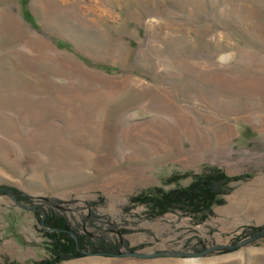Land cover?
Here are the masks:
<instances>
[{
    "label": "rangeland",
    "instance_id": "rangeland-1",
    "mask_svg": "<svg viewBox=\"0 0 264 264\" xmlns=\"http://www.w3.org/2000/svg\"><path fill=\"white\" fill-rule=\"evenodd\" d=\"M211 167L241 178L203 222L130 202ZM0 186V264H264V235L117 256L264 226V0H0Z\"/></svg>",
    "mask_w": 264,
    "mask_h": 264
},
{
    "label": "trees",
    "instance_id": "trees-1",
    "mask_svg": "<svg viewBox=\"0 0 264 264\" xmlns=\"http://www.w3.org/2000/svg\"><path fill=\"white\" fill-rule=\"evenodd\" d=\"M240 178L229 176L217 167L205 168L200 173L193 174L191 181L185 186H176L168 190L163 189L162 186H155L137 194L130 199V202L132 205H143L145 214L149 218L180 211L199 223L213 215L212 206L222 204L223 197L231 192L233 183ZM173 181L174 179L168 178L163 185H168ZM54 231L61 239L59 242L61 254L57 260L73 255V251L80 249L83 244L79 236L76 239L69 237L66 227L58 224ZM52 263L43 260L34 264Z\"/></svg>",
    "mask_w": 264,
    "mask_h": 264
},
{
    "label": "water",
    "instance_id": "water-1",
    "mask_svg": "<svg viewBox=\"0 0 264 264\" xmlns=\"http://www.w3.org/2000/svg\"><path fill=\"white\" fill-rule=\"evenodd\" d=\"M0 191H3L9 196H13L11 190L9 188L0 186ZM14 202L21 208L24 209H33V206H26L22 203H20L17 199H13ZM264 235V226L260 228L257 232L252 234L251 236L241 240L239 243L236 244H217L208 248H205L199 252H184V251H178V250H171V251H156L152 253H142V252H120L117 256L121 257H135V258H141V259H151V258H158V257H187V258H195V257H202L205 256L211 252L220 250V249H227V250H235L239 247H242L250 242L255 241L256 239L260 238Z\"/></svg>",
    "mask_w": 264,
    "mask_h": 264
},
{
    "label": "crops",
    "instance_id": "crops-1",
    "mask_svg": "<svg viewBox=\"0 0 264 264\" xmlns=\"http://www.w3.org/2000/svg\"><path fill=\"white\" fill-rule=\"evenodd\" d=\"M254 215L256 219H264V210L262 212L257 210L254 212Z\"/></svg>",
    "mask_w": 264,
    "mask_h": 264
}]
</instances>
